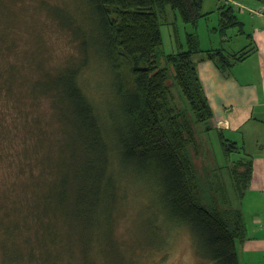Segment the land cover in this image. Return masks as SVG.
<instances>
[{"label":"trees","instance_id":"trees-1","mask_svg":"<svg viewBox=\"0 0 264 264\" xmlns=\"http://www.w3.org/2000/svg\"><path fill=\"white\" fill-rule=\"evenodd\" d=\"M85 1L91 5L93 16L89 17L88 7H81L79 1L76 4L80 12L73 13L44 3L48 17L72 33L78 60L68 58L53 71L37 65L36 77L24 80L20 68L13 63L0 68V90L8 96L22 81L26 95H17L21 103L28 100L34 108L40 98L48 100L60 141L70 149L74 161L68 166L70 160L61 156L64 150L57 160L56 155L51 156L55 152L51 149L53 132L38 119L28 122L27 134L34 138L27 148L31 160L26 184L31 194L21 197L25 213L19 209L22 205L13 200L0 205V248L5 264H62L63 255L74 256L70 249L74 241L81 245L85 258L95 240L89 234L83 239L84 233L101 217L113 240V221L123 193L120 178H116L123 166L133 168L135 174H149L159 186L161 208L152 229L163 244L155 248L166 247L165 232L177 235L185 229L195 253L207 263L239 264L237 246L246 234L242 212L231 204L205 206V196L212 195L213 190L202 194L198 190L195 125L213 118L198 64L211 61L224 74L243 62L254 48L250 50L246 45L234 53L223 47L204 50L198 35L186 32V48L165 53L161 27L169 24L167 9L177 12L184 24L196 28L200 19L211 14L202 12L204 0ZM217 11L222 36L229 30L245 35L234 4L224 1ZM82 14L89 17L88 25L80 17ZM5 36L7 33L0 32L1 41H6ZM6 45L1 47L3 53L12 49V44ZM90 57L105 62L106 84L109 80L114 92L111 104H94L80 84V74ZM38 64L42 65V61ZM171 86L178 91L184 109L172 104ZM219 135L224 155L240 156L229 175L241 199L251 182L252 161L245 158L244 149L237 143ZM34 150L42 155L36 170ZM60 157L62 174L57 165ZM211 187L212 184L208 188ZM70 195L74 199L68 204ZM215 196L224 202L228 199L223 190ZM62 216L70 219L68 225L74 235L75 231L79 233V240L64 233L67 225H61Z\"/></svg>","mask_w":264,"mask_h":264},{"label":"rangeland","instance_id":"rangeland-1","mask_svg":"<svg viewBox=\"0 0 264 264\" xmlns=\"http://www.w3.org/2000/svg\"><path fill=\"white\" fill-rule=\"evenodd\" d=\"M76 1H79L81 7H88L89 17L90 14L93 16L91 5L85 0H0V32L7 33V36L4 37L6 41H1L0 38V68L13 63L20 68V77L24 80L36 77L37 65L45 70L53 71L68 58H77L79 56L77 42L72 33L55 24L57 20L52 21L44 9V3H46L48 7L66 8L72 13L75 10L80 12L77 9ZM224 1L204 0L202 12L211 14L200 19L196 28L184 24L180 15L168 8L169 24L161 27L165 53L169 54L180 48H186V32L196 33L200 46L204 50L223 47L227 52L234 53L243 49L246 46V39L244 36L238 35L237 30H229L226 37L222 36L218 30L220 15L217 8ZM261 1L264 0H232L239 21L246 23L247 29L249 24L246 21H249L250 12L253 9H258ZM80 17L88 25L89 17L83 14ZM3 42L5 45L7 44L6 47L12 44V49L7 53H3L1 50V47L4 46ZM40 61H42V65L38 64ZM104 63L90 57L87 67L82 70L79 77L84 92L96 105H102L103 101L111 104L114 98L109 80L106 84L105 78L108 75ZM236 66L233 74L243 82L249 80L246 76L237 74V71L244 67L243 62ZM21 83L22 81L15 85L14 94L9 96L0 90V205L13 200L16 205L20 204L21 206L23 204L21 197L31 194L26 184L30 178L27 169H29L28 164L31 160L28 159L27 148L31 143H34V138L27 134L25 127L32 119H38L48 131L53 132L54 144L51 149L55 152L51 156L56 155L57 160L61 150H64L61 155L65 157L63 160H70L68 166L74 163L70 149L63 145L62 140L60 141L58 125L52 117L48 100L44 97L40 98L38 105L34 108L31 107L28 100L21 103L17 99V95H26L25 88ZM171 83L169 81L170 85ZM171 92L172 104L179 109H184L185 105L174 86H171ZM195 131L199 153L194 158L200 181L198 190L201 194L213 190L212 195L205 196L203 204L217 208L230 204L235 206L242 212L245 226L248 228L247 222L250 220L254 208L246 207V203L238 199L229 175L234 163L239 160V155H231V157L224 155L218 139L220 132L214 127L212 120L196 124ZM224 136L229 138L227 132H224ZM59 141L60 144H58ZM34 152L36 156L34 170H36V168L39 169L42 161L40 157L42 155L44 157L46 152H44V148L42 155L38 156V151L34 150ZM35 160H32L31 163L33 164ZM62 164L60 157L57 161L60 174L63 173ZM135 173L133 168L123 166L116 178L117 180L120 178V188L124 194L122 193V199L113 221L114 239L110 238L109 228L104 218L101 217L93 225V228L85 231L83 236L84 239L89 234L94 238V248L91 246L89 254L84 258L80 251L82 250L81 245L78 241H74L70 248L74 256L67 258L63 255L62 264H84V260L87 261V264H209L195 253L191 237L185 229L180 230L177 235L165 232L166 247L164 245L162 247L165 248H155V246L159 247L163 244V241L158 236L156 237L152 229L155 217L161 208L159 186L149 174ZM210 184L212 187L208 188ZM219 190L226 192L228 199L225 202L221 198H216L215 194ZM72 200L70 195L67 203L71 204ZM103 201L106 203L104 196ZM38 208L41 213L42 203ZM19 209L25 213L23 205ZM58 210L60 209L58 208ZM62 218L61 225H67L63 228L64 233L68 238H71L74 234L68 225L70 219L64 216ZM1 234L0 227V240ZM79 236V233L76 234L75 231V240H79ZM245 238H247L246 234ZM239 254L242 256L240 250ZM3 258L0 248V264H5Z\"/></svg>","mask_w":264,"mask_h":264},{"label":"crops","instance_id":"crops-1","mask_svg":"<svg viewBox=\"0 0 264 264\" xmlns=\"http://www.w3.org/2000/svg\"><path fill=\"white\" fill-rule=\"evenodd\" d=\"M253 10L257 13L250 12L248 29L241 22L246 45L254 49L243 61L244 67L237 71L249 80L243 82L233 74L237 66L223 74L211 61L198 64L214 127L223 136L227 132L228 139L242 147L245 158L252 161L251 182L240 200L254 211L247 222V238L237 246L239 264H264V1Z\"/></svg>","mask_w":264,"mask_h":264},{"label":"built area","instance_id":"built-area-1","mask_svg":"<svg viewBox=\"0 0 264 264\" xmlns=\"http://www.w3.org/2000/svg\"><path fill=\"white\" fill-rule=\"evenodd\" d=\"M225 2H226V3H230V2L232 3V1H231V0H225ZM232 4H233V3H232ZM251 13H252V14H255V13H257V11H255V10H252V11H251Z\"/></svg>","mask_w":264,"mask_h":264}]
</instances>
